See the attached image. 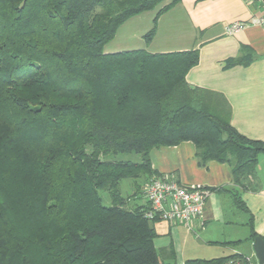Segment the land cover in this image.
<instances>
[{
  "label": "trees",
  "instance_id": "1",
  "mask_svg": "<svg viewBox=\"0 0 264 264\" xmlns=\"http://www.w3.org/2000/svg\"><path fill=\"white\" fill-rule=\"evenodd\" d=\"M163 1L0 0V264L175 260L172 247H154L155 222L143 217V205L129 207L120 191L131 180L142 195L156 175L154 149L191 142L199 164H227L235 182L255 173L264 142L230 125L221 95L185 82L196 50L105 54L119 27ZM179 2L158 11L146 44L158 17ZM251 61L245 48L225 67ZM111 154H137L140 162L109 161Z\"/></svg>",
  "mask_w": 264,
  "mask_h": 264
},
{
  "label": "crops",
  "instance_id": "2",
  "mask_svg": "<svg viewBox=\"0 0 264 264\" xmlns=\"http://www.w3.org/2000/svg\"><path fill=\"white\" fill-rule=\"evenodd\" d=\"M161 8L126 21L105 46V54L196 50L198 62L185 75L187 85L221 95L228 105L230 125L247 139L264 142V29L249 25L250 19L260 15V5L248 0H180L158 17L155 35L146 44L143 36L152 29ZM236 22L247 26L233 35L225 34V27ZM245 48L252 51L248 65L225 67L228 60L241 57ZM260 156L264 162V155ZM150 160L157 176L207 192L202 215L189 228L154 223V247H172L175 254V260L167 264L234 254L255 260L252 236L264 239V174L255 170L252 176L235 182L229 165L199 164L191 142L154 149ZM125 188L130 192L126 195L129 207L145 204L134 181Z\"/></svg>",
  "mask_w": 264,
  "mask_h": 264
},
{
  "label": "built area",
  "instance_id": "3",
  "mask_svg": "<svg viewBox=\"0 0 264 264\" xmlns=\"http://www.w3.org/2000/svg\"><path fill=\"white\" fill-rule=\"evenodd\" d=\"M260 5V15L253 17L249 25L264 29V0H248ZM247 24L232 23L225 27V34L233 35L243 30ZM145 204L141 212L143 217L152 222H167L183 224L190 227L192 221L199 219L205 207L207 192L185 185L167 177L153 175L142 188ZM248 264H258L257 261L245 259ZM224 264H242L236 260H228Z\"/></svg>",
  "mask_w": 264,
  "mask_h": 264
},
{
  "label": "rangeland",
  "instance_id": "4",
  "mask_svg": "<svg viewBox=\"0 0 264 264\" xmlns=\"http://www.w3.org/2000/svg\"><path fill=\"white\" fill-rule=\"evenodd\" d=\"M170 2V0H164L159 7H163L164 5H167ZM109 161H118V162H132V163H139L140 162V156L137 154H117V155H108L106 157ZM263 157L260 156L258 159V165L256 166V171L259 173V175L264 174V162ZM143 179L140 182L142 183ZM131 182V180H123L120 183V191L123 197H126V195L130 194L129 191L126 190V186L128 183ZM102 202L105 206H110V200L107 196V193L104 191L100 192Z\"/></svg>",
  "mask_w": 264,
  "mask_h": 264
},
{
  "label": "water",
  "instance_id": "5",
  "mask_svg": "<svg viewBox=\"0 0 264 264\" xmlns=\"http://www.w3.org/2000/svg\"><path fill=\"white\" fill-rule=\"evenodd\" d=\"M252 248L257 263L264 264V239L260 236L255 237Z\"/></svg>",
  "mask_w": 264,
  "mask_h": 264
}]
</instances>
